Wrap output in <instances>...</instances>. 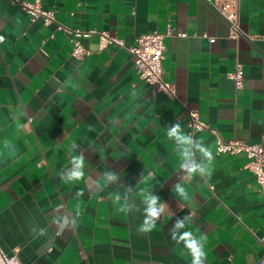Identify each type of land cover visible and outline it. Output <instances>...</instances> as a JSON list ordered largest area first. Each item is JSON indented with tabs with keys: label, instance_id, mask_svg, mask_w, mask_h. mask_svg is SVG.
<instances>
[{
	"label": "crops",
	"instance_id": "crops-1",
	"mask_svg": "<svg viewBox=\"0 0 264 264\" xmlns=\"http://www.w3.org/2000/svg\"><path fill=\"white\" fill-rule=\"evenodd\" d=\"M25 1L0 0L4 251L24 264H191L187 250L171 239L175 220L191 215L181 231L205 237V264H258L264 194L244 155L217 157L215 151L219 139L264 148V0L240 1L244 36L236 38L204 0H42L69 30L108 32L124 42L101 51L96 33L77 38L92 52L81 60L72 55L75 35L31 22L21 8ZM168 25L175 33L165 39L163 68L176 99L142 81L128 51L137 36L163 34ZM238 64L245 71L240 90L228 78ZM183 104L207 124L193 138L213 154L210 177L180 170L183 146L167 137L174 123L188 134ZM192 151L199 164L202 155ZM79 154L84 179L64 183L60 174ZM176 183L189 200L179 198ZM146 192L160 197L164 212L153 231L140 233ZM125 200L128 214L119 211ZM65 215L69 223L61 232L56 221L63 224Z\"/></svg>",
	"mask_w": 264,
	"mask_h": 264
},
{
	"label": "built area",
	"instance_id": "built-area-1",
	"mask_svg": "<svg viewBox=\"0 0 264 264\" xmlns=\"http://www.w3.org/2000/svg\"><path fill=\"white\" fill-rule=\"evenodd\" d=\"M212 6L218 15L228 24L230 37L236 38L244 36L240 22V1L241 0H204ZM22 10L29 16L31 22L41 20L45 26L55 25L56 29L69 35H75L71 38L73 44V57L81 60L91 55V50L81 44L77 38H88L92 34L99 36V50H104L108 46L115 45L125 47L124 42L116 37L111 36L108 32H73L60 24L55 13L52 10H45L42 6V0H27L21 3ZM175 30L168 25L165 33L152 32L139 35L135 39V46L128 49L134 57V68L139 78L144 81L153 91L162 92L172 99L177 98L175 86L166 78L163 68L165 59L166 44L165 39L172 36ZM185 36L184 33L178 34ZM209 38L208 36H205ZM211 43L215 42L214 38H209ZM228 78L234 82L235 88L240 90L245 85V71L241 64L236 65L232 72L228 73ZM184 113L188 121V134L194 136L195 133L207 128V124L202 120L197 110L188 108L183 104ZM223 155H244L247 160V169L253 174L261 192L264 194V148L259 144H250L241 140L223 141L217 140L215 156ZM257 237V232H252ZM264 245V237L259 239ZM0 264H24L19 257L8 255L0 243ZM258 264H264V256Z\"/></svg>",
	"mask_w": 264,
	"mask_h": 264
},
{
	"label": "clouds",
	"instance_id": "clouds-1",
	"mask_svg": "<svg viewBox=\"0 0 264 264\" xmlns=\"http://www.w3.org/2000/svg\"><path fill=\"white\" fill-rule=\"evenodd\" d=\"M4 42V37L0 36V43ZM167 137L169 140H174L175 146L182 145L183 148L180 153L181 163L179 165L180 170H182L188 177L195 176H211V165L213 162V154L209 147L203 144L200 140L194 139L189 134L185 133L182 130L180 123H174L171 126L166 128ZM76 145L73 144L72 148L75 149ZM192 148H195L202 155L203 159L198 164L192 160V157L195 153L192 151ZM84 167H85V158L83 154L74 155L71 161V170L67 171L66 174H60V180L64 183H74L84 179ZM151 173H148V176L144 177L145 180L151 177ZM109 181H116L117 174L108 171L106 173ZM175 192L178 194L181 200L187 201L190 198L189 191L181 184H175ZM127 191H132L131 188H128ZM83 195V191H78L76 193L77 197ZM116 201H120V196L116 195ZM143 203L146 207L143 209V223L139 225L137 231L140 233H149L153 231L156 227V223L160 216L164 212V204L160 203V197L153 194L152 192H146L143 196ZM132 210V206H129L126 202H122L119 207V211L128 214ZM139 210V209H138ZM81 215L79 205H77L76 216ZM63 224L60 223V220H57L56 223L60 225V231L62 232L64 227L69 223V218L67 215L62 217ZM192 220L191 215H186L183 218H178L175 220L173 228L171 230V239L177 244H182L183 247L187 250L188 254L191 256V264H205L207 259L206 252L204 250L205 237L201 236L197 238L190 231H181L184 229ZM73 224H76L77 221L73 219L71 221ZM43 235V233H41Z\"/></svg>",
	"mask_w": 264,
	"mask_h": 264
}]
</instances>
